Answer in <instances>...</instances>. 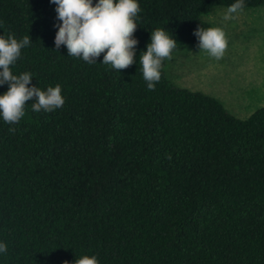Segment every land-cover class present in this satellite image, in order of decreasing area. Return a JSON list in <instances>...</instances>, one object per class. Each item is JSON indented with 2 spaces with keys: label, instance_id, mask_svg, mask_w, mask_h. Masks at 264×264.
<instances>
[{
  "label": "trees",
  "instance_id": "obj_1",
  "mask_svg": "<svg viewBox=\"0 0 264 264\" xmlns=\"http://www.w3.org/2000/svg\"><path fill=\"white\" fill-rule=\"evenodd\" d=\"M235 2L138 0L136 62L118 72L55 48L50 0H0V36L31 39L12 74L65 100L51 113L28 101L18 125L0 117V264H264V108L237 119L174 87L167 60L150 91L139 65L157 28L173 54L198 47L203 16Z\"/></svg>",
  "mask_w": 264,
  "mask_h": 264
},
{
  "label": "clouds",
  "instance_id": "obj_2",
  "mask_svg": "<svg viewBox=\"0 0 264 264\" xmlns=\"http://www.w3.org/2000/svg\"><path fill=\"white\" fill-rule=\"evenodd\" d=\"M56 5L57 19L55 48L63 45L68 56L82 59L88 64L96 63L103 54V64L120 72L132 66L135 61L138 40L134 38L137 20L141 12L138 0H50ZM245 9L244 0H236L228 6L223 15L224 21H234ZM198 39L200 53L219 61L228 49V37L221 27L198 28L194 32ZM31 43L29 36L17 40L13 35L0 36V86L8 85V90L0 95V117L8 125H18L25 116L28 101L31 110L39 113L54 112L63 107L65 100L59 84L48 87L46 91L39 87H28L32 74L25 72L13 75L11 67L21 57V50ZM177 41L163 29L157 28L151 33V42L146 52L139 58L140 70L148 90H155L161 80L164 61H171ZM14 133V127L9 128ZM8 245L0 242V254H7ZM75 264H99L95 256L87 255L76 259Z\"/></svg>",
  "mask_w": 264,
  "mask_h": 264
},
{
  "label": "rangeland",
  "instance_id": "obj_3",
  "mask_svg": "<svg viewBox=\"0 0 264 264\" xmlns=\"http://www.w3.org/2000/svg\"><path fill=\"white\" fill-rule=\"evenodd\" d=\"M226 9L203 16L227 34L223 59H210L197 46H188L166 61L164 74L174 87L214 98L230 115L245 120L264 108V6L244 9L234 21L223 20Z\"/></svg>",
  "mask_w": 264,
  "mask_h": 264
}]
</instances>
